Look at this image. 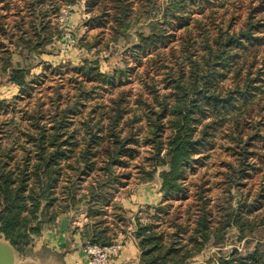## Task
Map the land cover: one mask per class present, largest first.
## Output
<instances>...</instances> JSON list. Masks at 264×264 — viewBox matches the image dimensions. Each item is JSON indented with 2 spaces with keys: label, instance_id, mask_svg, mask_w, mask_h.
<instances>
[{
  "label": "trees",
  "instance_id": "1",
  "mask_svg": "<svg viewBox=\"0 0 264 264\" xmlns=\"http://www.w3.org/2000/svg\"><path fill=\"white\" fill-rule=\"evenodd\" d=\"M76 1L0 0V87L6 77L20 96L31 95L35 87L28 80L30 68L14 63V55L27 52L26 60L44 55L61 38L54 19L64 5L73 6ZM156 1H86L87 14L107 18L102 22L109 24L115 41L125 36L133 17L148 21L149 32L139 35L130 61L134 67L126 64L113 73H103L95 63L75 66V95L67 96L61 103L65 107L53 114L44 113V105L36 106L29 118L33 135L26 134L28 141L15 150L19 159L12 165L9 155L0 158V237H6L17 254H26L33 240L60 215L86 209L87 222L81 232L84 245L110 246L132 229L141 264H192L206 249L223 246L232 229L239 242L246 241V247L242 253L235 250L219 259L218 264H264V175L255 195L251 191L244 195L248 175H238L241 169L237 175H226L230 200L225 205H212L203 178L194 181L191 175L209 159L221 132H229L230 148L236 150L235 163L240 168L254 160L264 164V124L255 114L264 75L260 69L257 74L247 72L246 63H241L243 56L248 57L245 52H253L251 47L264 46V16L258 17L264 12V0L250 4L239 28L236 8L226 10L225 15L232 14L228 23L216 22L207 14L192 18L185 12L188 5H197L202 14L216 3L224 6V0H174L162 14L150 17L147 8L157 9ZM154 16L161 17L154 21ZM135 67L145 73L136 72ZM62 68L53 69L60 72ZM132 76L147 89L140 93L138 103L145 112L140 116L145 119L143 128L134 133L129 128L125 135L126 106L131 100L124 93L120 100L111 99L109 106L93 107L85 114V102L94 94L88 85L96 84L102 90L121 88ZM18 98L0 100V112L8 113ZM76 116L83 118L74 128ZM139 144L149 146L152 164V170L140 169L139 179L143 184L158 179L162 198L159 205L129 217L114 202L119 187H126L114 170L124 158L135 157L133 146ZM101 151L106 156L99 167L104 175H97ZM84 180L89 185L80 194Z\"/></svg>",
  "mask_w": 264,
  "mask_h": 264
},
{
  "label": "rangeland",
  "instance_id": "2",
  "mask_svg": "<svg viewBox=\"0 0 264 264\" xmlns=\"http://www.w3.org/2000/svg\"><path fill=\"white\" fill-rule=\"evenodd\" d=\"M86 1L87 0H77L73 6L64 5L61 8L57 18L54 19V22L57 23L59 30L62 32L61 38L53 43V45L47 47L44 55H34L29 57L28 60H26L28 58L27 52H24L21 57L19 55H14V63H20L23 68H30L31 76L28 80L30 81V84L35 87V90L31 95L20 96L18 90L7 82L6 77L1 80L0 100L6 99L10 102L20 96L15 101L16 105L13 107L11 106V110H9L8 113L0 112V158L4 159L6 155H9L12 165L19 159V154L15 153L16 148L18 150L20 148L21 150V142L28 141L29 138L26 134L33 135L34 131L29 122V118L34 115L36 106L40 107L41 105H44L42 107L44 113L50 111L53 114L56 109L60 110V108L65 107H62L61 104L63 102L65 103V98H71L75 95L76 91L72 88L75 87L74 79H76V76L75 73L72 72L75 66L85 62L95 63L103 73H113L115 69H121L126 66V64H129L130 67H134L133 63L130 62L133 58V49L138 45L137 43L140 33H144L145 35L148 34V21H143V19L138 21L136 17H133L130 24L131 26L126 31L125 36H122L118 41H115V39L112 38L114 32L108 27L109 24H103L102 22L107 18H102L101 20V17L98 18V15L95 16L91 13L87 14ZM171 1L174 0H157L155 4L157 9L154 8L152 12L151 8H147L148 15L153 17L155 13L162 14L167 4L169 2L171 3ZM254 1L255 0H224V6H221L220 3H216L213 6L206 7L202 14H200V11L202 10L198 9L197 5H188V9H186L185 12L190 13L189 15H191L192 18H195V14L204 17L207 14L208 17L211 16L216 22H220L223 19L228 23L227 20L231 19L232 14L228 13L225 15L226 10L236 8V15L234 13L236 17L235 23L236 27L239 28V26L245 22L248 8L251 3H255ZM229 3L232 4L230 8H228ZM100 7L102 8V6ZM138 10L139 8L134 13L136 14ZM134 13L132 16L135 15ZM144 13L145 12H141V16H143ZM263 16L264 12L258 15V17ZM160 17L161 16H154L153 20H159ZM99 19L101 21H99ZM175 35L177 37L178 34L176 33ZM174 40L175 39L172 41ZM172 44L174 43L172 42L169 44V47H171ZM249 50L253 52H245L243 55H248V57L245 58V56H243L241 63H246L247 72L251 71L253 74H257L260 69V73H263L264 75V46L261 49L258 47L257 49L251 47ZM256 50L257 52H255ZM255 56L257 57L254 58ZM61 65L63 68L60 72L54 71L53 68ZM241 65L242 64H239L236 67L238 68ZM135 70L136 72L145 73V69L143 68L137 69L135 67ZM134 77L135 76H132L131 80L121 88H108L102 90V88L96 84L94 87L88 85L89 87L87 90H93L94 94H92L90 100L85 102V114L87 115L93 110V107L95 110H100L99 107L102 108L104 106H109L111 99L120 100V93H124L126 95L125 98H129L128 100H131V102L129 106L124 104L127 108L126 111L128 112V114L125 115V123L127 125H123L122 123L120 127H122V125L124 126L125 135L129 134V128L133 130V133L136 132V130H139L140 127L143 128L144 124L142 120L144 118H141L140 116L145 112L138 103L140 101V93L141 95L144 94V91L147 89L138 82V79H134ZM57 94H60L63 98L58 99ZM144 97H146V95H144ZM144 97L143 99H145ZM263 107L264 90L262 91V96H258L255 113L259 115L256 116V119H258V122L261 124H264V110L260 113L259 111ZM50 112L48 114H50ZM90 115H92V113ZM81 119L80 116L74 118V128L82 124V122H78L81 121ZM13 120L16 121V125L13 124ZM48 121H50V119ZM48 121L46 120V122ZM29 130L30 132L28 133ZM6 134L8 136H6ZM262 135H264V126H262ZM228 136L229 132H221L215 141L212 151L209 153V159L204 162V166H196L198 167L196 173L191 174L194 181L203 178L205 189L207 191L210 190L209 194L207 193V196L211 199L212 205L218 202L225 205L229 199V195L227 194L228 187L226 184L228 179L226 175H237L235 172H238L240 169L242 172L238 175H248L246 182H243L245 184V187L242 188L245 191H243L244 195H246L247 191H251L252 195H255L258 190L260 176L264 175V164H260L259 161L254 160L247 164L249 166L241 168L235 163L237 153L236 150L234 152L232 148H230L231 145ZM18 138L20 140H18ZM262 140L264 141V137ZM141 141L143 142L142 136H140V143H142ZM255 143L256 145H261L260 142ZM133 147H135L133 153L135 157L131 158L129 156L128 158H124L122 164L117 167L115 166V174L122 177L121 183H125L126 186L119 187L117 195L120 193L128 194L133 192L143 184L139 179L141 177L140 169L142 167L146 168V170H152L149 146L139 144ZM102 153L103 152L101 151L98 155H102V157H98L99 165L97 167L98 170L96 169L97 175H104L103 170L99 169V167L103 166L102 158L106 157ZM261 153L264 155V151H261ZM252 164H256L254 165L255 167H253ZM230 166H232V170H229ZM255 168L260 169L263 174L259 173V170L256 171ZM159 171H161V169H159ZM155 182L156 181L152 183ZM88 185L89 182H87V180L80 182L79 193L83 194ZM192 202V199L188 200L186 201V205ZM177 204L178 203H175L174 206L176 207ZM173 212L174 210L172 209L171 213ZM142 217H144V215ZM145 219L146 217L144 220ZM237 236V231L232 229L223 246L206 249L202 254L195 257L192 264H218L219 259L230 256L235 250L242 253L246 247V241L239 242L236 239ZM248 240L251 239L249 238ZM252 245H254V243Z\"/></svg>",
  "mask_w": 264,
  "mask_h": 264
},
{
  "label": "crops",
  "instance_id": "3",
  "mask_svg": "<svg viewBox=\"0 0 264 264\" xmlns=\"http://www.w3.org/2000/svg\"><path fill=\"white\" fill-rule=\"evenodd\" d=\"M145 183L133 192L118 194L114 202L133 217L145 207H155L160 204V181ZM87 222V210L60 215L50 226L46 227L40 237L33 240L26 254H17L18 264H87L83 253L86 243L81 236ZM130 229L126 235H121L118 243L122 250L112 264H141L140 250Z\"/></svg>",
  "mask_w": 264,
  "mask_h": 264
},
{
  "label": "built area",
  "instance_id": "4",
  "mask_svg": "<svg viewBox=\"0 0 264 264\" xmlns=\"http://www.w3.org/2000/svg\"><path fill=\"white\" fill-rule=\"evenodd\" d=\"M122 250L120 243L110 246H97L86 244L83 247V253L87 257V264H112L114 258L118 257Z\"/></svg>",
  "mask_w": 264,
  "mask_h": 264
},
{
  "label": "water",
  "instance_id": "5",
  "mask_svg": "<svg viewBox=\"0 0 264 264\" xmlns=\"http://www.w3.org/2000/svg\"><path fill=\"white\" fill-rule=\"evenodd\" d=\"M0 264H18V256L6 237H0Z\"/></svg>",
  "mask_w": 264,
  "mask_h": 264
}]
</instances>
